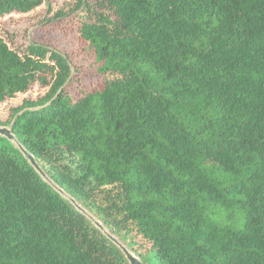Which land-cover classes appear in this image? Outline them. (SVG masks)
I'll list each match as a JSON object with an SVG mask.
<instances>
[{"label": "trees", "instance_id": "trees-1", "mask_svg": "<svg viewBox=\"0 0 264 264\" xmlns=\"http://www.w3.org/2000/svg\"><path fill=\"white\" fill-rule=\"evenodd\" d=\"M44 2L0 0V17ZM64 19L96 74L0 31V103L46 89L0 125L143 264L131 230L163 264H264V0H71ZM236 208L240 228L227 224ZM0 264L131 263L0 136Z\"/></svg>", "mask_w": 264, "mask_h": 264}, {"label": "rangeland", "instance_id": "rangeland-1", "mask_svg": "<svg viewBox=\"0 0 264 264\" xmlns=\"http://www.w3.org/2000/svg\"><path fill=\"white\" fill-rule=\"evenodd\" d=\"M45 2L29 13H12L10 15L0 17V31L4 33L7 40L12 45H22L29 42H37L46 44L52 48L58 49L67 54L72 61L74 67V74L81 75L83 78H89L96 74V69L93 66L94 55L89 50L84 48V44L79 39H74L73 28L71 24L65 19L63 21H53L55 13L68 1L71 0H44ZM97 2L98 0H90ZM50 6L52 8H50ZM79 69V70H77ZM46 89L35 86L32 90L25 94H19L15 98L0 103V122L6 121L10 118L12 108L21 105L24 99L37 98L44 94ZM1 127H10L3 126ZM62 160L67 166L72 169V176L79 173H84L87 169V163L84 156L74 155L68 153L62 155ZM46 170L50 171L47 164H44ZM52 175V173H51ZM105 195V193H104ZM103 195V196H104ZM89 210L96 213L93 203H86ZM213 216L216 218H225L229 212H224L221 206H213ZM234 217L227 220V224L232 227L240 228L243 226L244 218L239 209H235ZM131 238H134V247L139 251L149 253L150 264H163L157 255V247H152L151 243L145 238H142L136 231L128 232ZM135 253V252H134ZM136 254V253H135ZM137 255V254H136ZM111 262L113 261L110 256Z\"/></svg>", "mask_w": 264, "mask_h": 264}, {"label": "water", "instance_id": "water-1", "mask_svg": "<svg viewBox=\"0 0 264 264\" xmlns=\"http://www.w3.org/2000/svg\"><path fill=\"white\" fill-rule=\"evenodd\" d=\"M0 136L7 138L8 140L12 141L17 145V147L21 150V152L24 154L25 158L29 160L31 165L44 177V179L50 183H52L63 195L67 196L69 199H71L72 203H74L78 209L82 210L85 214L88 215V217L94 221V223L102 230L104 231L119 247L122 249L124 254L126 255L127 259L131 264H143L142 260L133 252L131 251L126 245H124L122 242H120L116 237L111 235L108 230L104 227L102 223H100L98 220H96L91 214H89L81 205H79L74 198H71L69 195H67L64 190L57 187L51 179L47 176L45 171L42 169L40 164L38 163L36 157L30 153L17 139L16 135L13 133L11 127H1L0 126Z\"/></svg>", "mask_w": 264, "mask_h": 264}]
</instances>
